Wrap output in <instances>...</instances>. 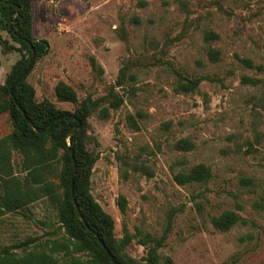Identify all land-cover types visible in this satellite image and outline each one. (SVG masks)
Instances as JSON below:
<instances>
[{
    "label": "rangeland",
    "instance_id": "obj_1",
    "mask_svg": "<svg viewBox=\"0 0 264 264\" xmlns=\"http://www.w3.org/2000/svg\"><path fill=\"white\" fill-rule=\"evenodd\" d=\"M32 29L50 44L26 78L37 103L74 115L86 98L107 96L125 68V84L115 87L122 106L101 102L81 133L97 156L91 194L113 218L117 241L129 235L123 255L145 264L141 231L164 239L159 264H264V0H34ZM209 32L218 38L207 42ZM0 35L16 47L0 45L4 84L22 49L1 25ZM190 79L201 80L197 91L178 92ZM60 82L77 103L58 100ZM13 131L1 115L0 138ZM184 139L191 150L180 148ZM22 160L14 152L19 178ZM63 164L60 150L49 174L60 197ZM199 164L211 168L207 184L175 182L174 173ZM228 212L246 225L216 229L213 218ZM67 237L48 198L0 219V251L23 255Z\"/></svg>",
    "mask_w": 264,
    "mask_h": 264
},
{
    "label": "trees",
    "instance_id": "obj_2",
    "mask_svg": "<svg viewBox=\"0 0 264 264\" xmlns=\"http://www.w3.org/2000/svg\"><path fill=\"white\" fill-rule=\"evenodd\" d=\"M33 1L0 0V25L9 33L13 42L19 44L22 49L19 51L22 57L13 65L5 83L0 84V116L9 114L14 127L12 133L0 138V219L42 198H48L52 204H55L59 222L68 237L61 242L55 240L50 244H44L40 250L23 255L4 248L0 251V264H113L102 247V242L119 264H141L123 255V249L130 242L129 235H126L121 242L117 241L113 218L103 210L91 194V176L97 156L86 148L81 137L87 119L101 102L107 101L110 110H117L122 106L124 101L115 92V87L125 84V68L121 70L116 85L107 96L98 100L88 97L81 102L74 116L81 121L82 127L74 135L69 136L71 130L77 127V121L72 118L60 119L61 116L71 113L56 109L48 101L36 102L35 88L26 82L31 71L14 86L11 92L13 85L31 65L32 49L35 51V59L48 55L50 51L47 40L34 37ZM216 38L218 35L213 32L205 36L207 42ZM0 45L5 53L16 48L1 35ZM24 52L29 55L26 56ZM244 62L250 67L254 66L250 60H244ZM243 81L257 83L246 77ZM200 84V79L180 82L177 91L192 93L197 91ZM55 94L60 101L78 102L76 91L64 82L56 86ZM108 114V109H104L101 116L107 118ZM49 122L52 124L47 127ZM179 145L183 150L193 148L192 142L187 139L182 140ZM70 149L73 150L76 160L77 171L74 180V164ZM60 150L63 151L64 159L60 181L65 187V193L61 197L58 196L54 184L49 181L53 162L58 158ZM14 152L22 155V168L26 173L23 178H19L14 171ZM135 170L146 172L143 167H135ZM173 176L179 185L207 184L212 179L213 173L210 167L199 164L191 169L174 173ZM72 185H74V197L79 211L73 203ZM117 204L120 211L125 214L128 207L127 199L119 196ZM84 221L88 223L89 228L84 225ZM212 223L216 229L228 231L239 223L246 225L247 221L235 213L228 212L213 218ZM138 235L139 243L149 248L144 258L145 264H159L161 256L158 251L163 246L164 239L155 238L149 233L144 235L141 231ZM29 244L30 242H25L19 247H26ZM166 264H172L170 258L166 259Z\"/></svg>",
    "mask_w": 264,
    "mask_h": 264
},
{
    "label": "water",
    "instance_id": "obj_3",
    "mask_svg": "<svg viewBox=\"0 0 264 264\" xmlns=\"http://www.w3.org/2000/svg\"><path fill=\"white\" fill-rule=\"evenodd\" d=\"M32 52H33V58H32V62H31V65H30L28 71H26V73H24V75H23L22 77H20V78L16 81V83H15V84L13 85V87L11 88V92L13 91L14 86H16L19 82H21V81L26 77V75L31 71V69H32V67H33V65H34V62H35V58H36L34 49H32ZM19 108H20V106H19ZM23 115H25V112H23ZM64 118H72V119H75V120L77 121V123H78L77 127L73 128V129L71 130L69 136L74 135V134L78 131V129H80V128L82 127V123H81V121H79L74 115H72V114H66V115H63V116L60 117V119H64ZM51 124H52V122H49V123L47 124V127L50 126ZM36 131L39 132L38 130H36ZM69 152H70L71 158H72V160H73V164H74V175H73V180H74V178H75V176H76V171H77V169H76V160H75V156H74V152H73V150L70 149ZM72 190H73V203H74V205H75L76 210L79 211V207H78L77 202H76V199H75V197H74V185H72ZM84 225H85L87 228H89L88 223L85 222V221H84ZM96 237H98V236L96 235ZM101 245H102V247L105 249L107 255L109 256V258H110V260H111V262H112L113 264H119V263L115 260L114 256H113V255L109 252V250L106 248V246H105V244H104L103 242L101 243Z\"/></svg>",
    "mask_w": 264,
    "mask_h": 264
}]
</instances>
